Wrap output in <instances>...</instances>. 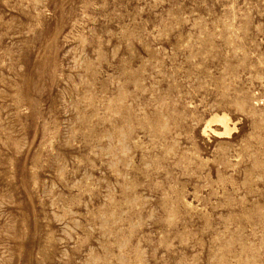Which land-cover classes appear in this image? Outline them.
Masks as SVG:
<instances>
[{"label": "rangeland", "instance_id": "374dc122", "mask_svg": "<svg viewBox=\"0 0 264 264\" xmlns=\"http://www.w3.org/2000/svg\"><path fill=\"white\" fill-rule=\"evenodd\" d=\"M0 264H264V0H0Z\"/></svg>", "mask_w": 264, "mask_h": 264}, {"label": "bare ground", "instance_id": "6f19581e", "mask_svg": "<svg viewBox=\"0 0 264 264\" xmlns=\"http://www.w3.org/2000/svg\"><path fill=\"white\" fill-rule=\"evenodd\" d=\"M212 120H213V121L224 122V120H225V116H224V115H222V116H214V117L212 118ZM212 120H211V121H212ZM224 129H226V127H225Z\"/></svg>", "mask_w": 264, "mask_h": 264}]
</instances>
